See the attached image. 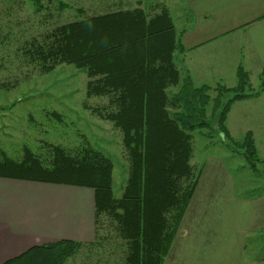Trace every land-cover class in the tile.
<instances>
[{"label": "trees", "instance_id": "trees-1", "mask_svg": "<svg viewBox=\"0 0 264 264\" xmlns=\"http://www.w3.org/2000/svg\"><path fill=\"white\" fill-rule=\"evenodd\" d=\"M55 1L22 0L17 5L20 12L17 7L14 10L18 13L14 21L0 24V54H4L0 66L5 51L17 43L20 66L34 65L44 73L58 63H66L84 72L89 78V95L110 98L109 112L101 116L122 132L130 163L126 187L122 197L116 199L113 162L90 147L84 153H72L53 146L46 161L29 150L21 161L0 158V177L93 189L97 240L99 218L107 213L116 224V237L127 247L125 264H163L202 175L201 170L195 176L192 164V134L199 129L211 134L219 130L228 147V114L235 103L260 96L264 71L262 90L255 94L248 93L249 73L242 67L237 70L235 87L194 86L190 76L177 67L175 56L185 49L181 34L164 9L152 16L142 9L81 16L24 41L19 39L13 30L15 25L20 29L27 24L26 30L32 32L33 24H28L32 15L43 13L50 19L54 9L61 14L69 6ZM10 2L0 0V7ZM24 2L34 7L32 15L25 12ZM23 12L27 18L21 16ZM23 19L26 22H21ZM45 33L48 35L38 43L37 37ZM172 87L176 92L171 93ZM244 142L247 165L256 171L259 157L251 132ZM192 177V184L187 186ZM94 245L63 240L34 247L4 264H65Z\"/></svg>", "mask_w": 264, "mask_h": 264}, {"label": "crops", "instance_id": "crops-1", "mask_svg": "<svg viewBox=\"0 0 264 264\" xmlns=\"http://www.w3.org/2000/svg\"><path fill=\"white\" fill-rule=\"evenodd\" d=\"M138 1L112 0L78 13L134 11ZM180 1L188 16L180 31L175 25L185 49L175 61L194 86L235 85L239 67L249 73L250 84H260L264 0ZM236 108L257 110V135L264 137V93L233 105L227 119L232 135L240 132L230 126ZM247 182L244 170L230 169L221 157L209 159L163 264H264V193H253ZM95 228L93 189L0 177V264L63 240L95 243Z\"/></svg>", "mask_w": 264, "mask_h": 264}, {"label": "rangeland", "instance_id": "rangeland-1", "mask_svg": "<svg viewBox=\"0 0 264 264\" xmlns=\"http://www.w3.org/2000/svg\"><path fill=\"white\" fill-rule=\"evenodd\" d=\"M20 1L22 0H11L7 5L0 7V24L5 25L10 19L14 21L15 15L18 14H15L14 10H17ZM56 1H63L69 6L61 14L55 10L54 17L50 19H46L43 13L36 17L32 15L34 7L28 2L26 13L32 15L31 22L34 19L32 23L34 29L29 32L26 30L27 24H22L20 29H18L19 25H15L13 30L18 32L17 37L24 41L30 35L36 36L37 33L50 31L49 29L55 25L77 21L82 18L81 16L100 15L88 12L83 15L78 13V10L88 11L91 7L99 9L100 3L105 7L109 6L112 0ZM138 2L139 4L135 2L137 9L144 10L149 16L161 13L162 9L168 11L173 25L181 30L187 13L184 12L180 0H139ZM23 21L24 19L21 22ZM47 35L37 37L38 43ZM17 45L12 43L10 49L5 51V60L1 64L3 66H0V84H7L4 88L0 86V158L3 160L7 157L21 161L29 150L46 161L50 158L49 151L53 146H60L72 153H84L90 147L113 162V193L116 199H120L129 177L130 163L123 147L122 132L114 123L101 116L109 112L107 108L110 105V98L89 95L88 76L73 65L58 63L49 72L44 73H40L34 65L20 66L22 57L17 56ZM254 84V81L250 84L251 90L248 93L255 94L262 90L261 83L258 84L257 81ZM236 85L237 83L231 86L225 84L228 87ZM170 90L171 93L176 92L173 87ZM263 93L264 89L260 96ZM207 118L211 119L210 116ZM233 125L237 127L236 132L240 131L234 133L235 135H232L228 129L226 120V127L232 139V141L228 140V147L223 144V136L219 130L211 134L207 129H199L192 134L194 149L192 164L195 176L209 159L221 157L226 165L229 164L230 169L238 171L239 168V171L246 172L247 185H253L249 188L250 191L254 189L253 193H264V154L259 157V153H264V137L257 135V131L261 128L257 125V110L253 114L248 108H236L231 116L232 129ZM245 129L249 130L242 134ZM248 132L252 133L256 157L257 155L259 157L256 171L250 169L245 159L247 148L243 146L244 137ZM193 180L192 177L186 185L190 186ZM103 214L99 218L100 237L95 245L84 248L81 253L69 258L65 264H125L127 247L123 245V240L119 239V236L116 237L118 233L114 219L112 220L107 213Z\"/></svg>", "mask_w": 264, "mask_h": 264}]
</instances>
